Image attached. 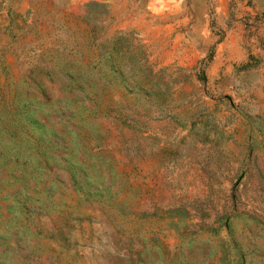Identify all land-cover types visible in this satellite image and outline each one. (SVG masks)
Segmentation results:
<instances>
[{"label":"rangeland","instance_id":"374dc122","mask_svg":"<svg viewBox=\"0 0 264 264\" xmlns=\"http://www.w3.org/2000/svg\"><path fill=\"white\" fill-rule=\"evenodd\" d=\"M0 264H264V0H0Z\"/></svg>","mask_w":264,"mask_h":264}]
</instances>
